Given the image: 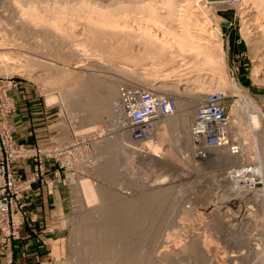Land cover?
Returning a JSON list of instances; mask_svg holds the SVG:
<instances>
[{
    "label": "rangeland",
    "instance_id": "rangeland-1",
    "mask_svg": "<svg viewBox=\"0 0 264 264\" xmlns=\"http://www.w3.org/2000/svg\"><path fill=\"white\" fill-rule=\"evenodd\" d=\"M152 1L0 0V106H7L5 113L0 112V138L10 132L15 150L28 153V157L12 163L16 180L27 187L18 195L20 214L15 235L8 244H3L0 236L6 264H16L14 242L32 218L24 199L26 193L38 181L49 186L47 164L57 166L62 174V225L59 230L57 222L51 223L49 230H56L59 246L54 255L39 264H84L81 257L87 248L76 233L81 219L93 217L96 221L101 208L128 201L139 202L134 206L148 210L140 215L144 217L140 228L128 236L136 264L137 258L142 259L140 254L146 260L151 259L149 256L157 259L154 264H264V43L257 38L264 29V8L262 11L253 0L248 7L234 1L212 5L205 0H178L175 7L182 13L178 19L185 21L203 44L191 52L190 45L180 46L183 33L179 23L163 24L150 16L147 6ZM161 1L157 2L159 11H166ZM28 11L32 16L26 14ZM211 17L221 19L219 37L215 36ZM39 30L43 31L37 34ZM212 42L221 44L223 53L210 62L206 49L213 46ZM70 51L75 53L72 60L65 57ZM74 63L81 64L80 69H75ZM77 71L79 74H73ZM142 78L149 91L174 100L170 94L182 95L190 102L195 90L202 91L203 96L214 91L224 93L223 106L230 126L228 150L223 152L233 155L237 162L211 164L208 160L217 156L216 149L200 156L203 151H198L201 148L193 141L192 160H188L176 143L179 132L162 124L164 116L157 117L149 136L136 138L125 114L120 113L119 98L106 108L74 109L69 104L72 100L86 102L89 94L80 92L84 82L94 81L98 88L92 86L90 94L106 95L103 84L110 82L119 95L127 88L148 91L135 85V79ZM164 82L172 84L165 94L158 90ZM19 88L28 100L27 107L33 110L32 117L41 125L50 123L52 132L42 144L28 145L16 139L12 116L17 104L12 93ZM247 99L250 107L241 110ZM188 102L185 107H189ZM202 103L189 113L188 125ZM240 111L245 123L242 132H237L232 122ZM105 112L111 115H101ZM248 112L262 119L257 124L254 118L256 130H251ZM25 162L34 167L27 178L18 172L19 164ZM85 181L90 185V201L79 187ZM98 189L112 196L108 202L95 194ZM187 246L195 250L192 247L189 253ZM182 255L185 262L178 260Z\"/></svg>",
    "mask_w": 264,
    "mask_h": 264
},
{
    "label": "bare ground",
    "instance_id": "bare-ground-1",
    "mask_svg": "<svg viewBox=\"0 0 264 264\" xmlns=\"http://www.w3.org/2000/svg\"><path fill=\"white\" fill-rule=\"evenodd\" d=\"M152 1V0H151ZM161 1V0H160ZM178 0H162L161 1V3H163V5H164V9H166V11H159V6L157 5V4H159V3H157L158 2V0L155 2L154 1V3H153V1L151 2V4L149 5V6H147L148 8H149V11L151 12V15L150 16H153V18L155 19V20H157L158 22H161V23H163L164 24V22H170V23H179L178 24V26H180L179 28H182V29H179L180 31H181V33H183V35H181L182 36V41H181V39L179 38V43H182V44H180V46L181 45H190L191 46V48H189L188 47V49H190V51L192 52V50H194V49H199V48H201V44L202 43H200V42H198V40L197 39H195L196 38V36H194V34L192 33V30L190 29V27H188L187 25H184L185 23V21H180V19H178V18H180V17H182L181 16V14L180 13H178V9H176L177 7H175V3L177 2ZM190 1V0H189ZM188 1V2H189ZM194 1V0H193ZM178 2H180V1H178ZM234 2H240V4H244V5H246L247 7H248V3L250 4V2H252V0H236V1H234ZM253 2L255 3L256 2V4L258 3L259 5H261V6H259V7H262L261 8V10L264 8V0H253ZM253 2H252V4H253ZM192 3V2H191ZM204 3H207V4H212V5H214V4H221V3H225V2H209L208 0H205L204 1ZM227 3V2H226ZM233 3V2H232ZM179 5V4H178ZM194 5V4H193ZM193 5H192V7H193ZM190 6V5H189ZM257 6V5H256ZM256 6H255V8H256ZM146 7V6H145ZM181 7V6H180ZM252 7V6H251ZM259 7H257V8H259ZM147 8V9H148ZM161 8V7H160ZM146 9V10H147ZM162 9V8H161ZM181 9V8H180ZM252 9V8H251ZM257 10V9H256ZM259 10V9H258ZM260 11V10H259ZM263 11V10H262ZM254 12V11H253ZM257 12V11H256ZM255 12V13H256ZM27 15H29V17H30V12L28 11L27 13H26ZM34 14V13H33ZM150 14V13H149ZM258 14H261V11H260V13H258ZM187 15V14H186ZM185 15V16H186ZM32 16V15H31ZM191 17V16H190ZM27 20H29V19H27ZM211 22H212V24L214 25V29H216L215 31H216V35L215 36H218L219 37V35L221 34V30L219 29L220 28V24H221V19H220V17H218L217 19L216 18H214V17H211L210 19H209ZM34 21V20H33ZM40 21V20H39ZM188 22V21H187ZM31 23V22H30ZM174 26V25H173ZM171 27V26H170ZM264 27V26H263ZM34 28V27H33ZM36 30V29H35ZM35 30H32V31H35ZM45 30V29H44ZM47 30V29H46ZM101 30V29H100ZM178 30V31H179ZM40 31L41 30H39V32L37 33V34H40ZM43 31V30H42ZM42 31H41V33H42ZM27 32V31H26ZM25 32V33H26ZM92 32V31H91ZM105 32V31H104ZM214 32V31H213ZM22 33H24V32H22ZM21 33V34H22ZM28 33V32H27ZM26 33V34H27ZM30 33V32H29ZM32 33V32H31ZM44 33H46V32H44ZM48 33V32H47ZM215 33V32H214ZM25 34V35H26ZM36 34V33H35ZM258 34L259 35H257V38H259L260 39V42L259 43H264V29H260V31L258 32ZM22 35H24V34H22ZM32 35H34V33L32 34ZM42 35V34H41ZM196 35V34H195ZM244 35H245V33H244ZM43 36V35H42ZM44 36H45V34H44ZM43 36V37H44ZM176 36V35H175ZM40 37V36H39ZM184 37V38H183ZM218 37H217V39H218ZM58 38V37H57ZM64 39V38H63ZM102 39V38H101ZM177 39H178V37H177ZM208 39V38H207ZM95 40H96V38H95ZM261 40L263 41V42H261ZM99 41H101V40H99ZM99 41H95V43L96 42H98L97 43V45L98 44H100L99 43ZM178 41V40H177ZM209 41V40H208ZM218 41V40H217ZM48 42V41H47ZM56 42H58V41H56ZM66 42L64 41L63 42V44H65ZM46 44V43H45ZM101 44H102V41H101ZM204 44H206V43H204ZM208 44V43H207ZM206 44V45H207ZM211 44H213V42L211 43ZM1 45V44H0ZM50 45H51V43H50ZM60 45V44H59ZM203 45V44H202ZM205 45V46H206ZM210 45V44H209ZM262 45V44H261ZM40 46H42V45H40ZM55 46V45H54ZM53 46V47H54ZM205 46H204V49H206L205 48ZM211 46V45H210ZM264 46V45H263ZM37 47V46H36ZM49 47V46H48ZM51 47V46H50ZM1 48V47H0ZM40 48V47H39ZM52 48V47H51ZM62 48V47H61ZM110 48V47H109ZM179 48H181V47H179ZM186 48V47H185ZM202 48H203V46H202ZM208 48H210L209 50L208 49H206L207 50V52H208V55L206 54V53H204V49L202 50L203 52L202 53H204V54H206V56L208 57V59L210 60V62H212L211 60L213 59V60H215V59H218L221 55H222V53H223V49H222V46H221V44H219L218 42L216 43V44H213V46H211V47H209L208 46ZM49 49V48H48ZM55 49H57V48H55ZM60 49V48H59ZM163 49V48H162ZM198 49L196 50V51H198ZM264 49V48H263ZM42 50H43V48H42ZM53 50V49H52ZM58 50V49H57ZM180 50V49H179ZM182 50V49H181ZM201 50V49H200ZM205 50V51H206ZM50 51V50H49ZM56 51V50H55ZM189 50H188V52H190ZM59 50H58V53H57V51H56V53L57 54H59ZM171 53V52H170ZM200 53V52H199ZM13 54V53H12ZM197 54V53H196ZM201 54V53H200ZM203 54V55H204ZM259 54V53H258ZM73 56H75V53L73 52V51H70L65 57H67V58H70L71 59V57H73ZM261 60L262 61H264V53L263 54H261ZM14 57V56H13ZM206 57V58H207ZM59 58H61V57H59ZM66 58V59H67ZM205 58V59H206ZM66 59H64V60H66ZM72 60V59H71ZM203 60V59H202ZM262 61H261V63H262ZM53 62H55V61H53ZM71 63V62H70ZM29 64V63H28ZM46 64H48V63H46ZM74 65H75V69H80V67H81V64H79V63H74ZM68 66V65H67ZM22 67V66H21ZM70 67V66H69ZM134 67H135V65H134ZM141 67V66H140ZM137 67H135V69H136ZM42 69V68H41ZM69 69H71V68H69ZM148 69V68H147ZM35 70V69H34ZM63 70V69H62ZM67 70H68V68H67ZM94 70V69H93ZM24 71V70H23ZM28 71V70H27ZM27 71H25V72H27ZM45 71V70H44ZM59 71V70H58ZM75 71V70H74ZM54 72V71H53ZM65 72H66V70H65ZM82 72V71H81ZM132 72V71H131ZM135 72H137V71H135ZM144 72V71H143ZM147 72V71H146ZM60 73H62V71L60 72ZM64 73V72H63ZM73 74H75V75H77V74H79V72L77 71V72H73ZM141 74V73H140ZM149 74V73H148ZM209 74V73H208ZM57 75V74H56ZM69 75V74H68ZM86 75V74H85ZM145 75V74H144ZM59 76V75H58ZM137 76V75H136ZM136 78V77H135ZM138 78H141V77H138ZM71 79V78H70ZM139 80H141V79H139ZM139 80L137 79V82H136V79H135V85L136 86H138V87H142V88H145V89H148V91H149V87H147L145 84H142V83H144L143 82V80L145 81V79H143L142 78V80L139 82ZM91 81V80H90ZM94 82V81H93ZM93 82L91 81V82H84V84H82V85H80V87H81V89H80V92H86V93H88L89 95H87L88 96V99L86 100V102L83 104H81L79 101L77 102V101H75V100H72L69 104L70 105H72L71 107H74V109L75 108H80V107H93V106H96L97 107V105L98 106H102L103 108L105 107H111V105H114V104H112V103H115V101L117 100V98H119V100L121 101L122 100V97H121V94H119L120 95V97H119V95H117V89H116V86H113V84H111L110 82H106V83H104L103 84V86H105V88H107L106 89V91H107V93H106V95H97V94H95V95H97V97L95 96V95H93V94H90L91 92L90 91H92L91 90V87L93 86L95 89H96V86L95 85H93ZM78 83V82H77ZM101 83V82H100ZM99 84V83H98ZM97 84V86H99ZM219 84V83H218ZM102 85V84H101ZM145 85V86H144ZM171 85L172 84H170L169 85V83H161V85L160 86H158V90L160 89L161 91H162V93H166L165 92V90H166V87L167 86H170L171 87ZM174 85V84H173ZM78 86V85H77ZM176 86H178L177 84H176ZM75 87V86H74ZM101 87V86H100ZM172 87H175V85L174 86H172ZM104 88V89H105ZM142 88H140L141 90H143ZM153 88V87H152ZM176 88V87H175ZM138 89V88H137ZM151 89V88H150ZM182 89V88H181ZM181 89H179L181 92H182V90ZM96 90H98V88L96 89ZM152 90V89H151ZM174 90V89H173ZM176 90H177V88H176ZM194 90V89H193ZM78 91V90H77ZM95 91V90H94ZM186 91V90H185ZM189 91V90H188ZM151 92H154V90L153 91H151ZM172 92V91H171ZM177 92V91H176ZM193 92V91H192ZM94 93V92H93ZM98 93V92H97ZM120 93V92H119ZM156 93V92H155ZM183 93H184V90H183ZM195 94H194V97H193V99L190 101V102H188L187 101V99H185V97H182V95L180 96L179 94L178 95H176V94H170V95H173L174 96V98H175V100L174 101H176V105H177V112H176V114L175 115H169V116H164L165 118H164V120L162 121V124H164V126L166 127V128H168L169 130H171V131H178L179 132V136H178V138H177V141H176V143H177V146L179 147V148H181L182 150H184L185 152H183V153H185V155L186 156H188V160H192L191 159V154H192V151H193V148H192V137H191V127H192V123H193V121H194V118L192 119V121L190 122V125H188L189 124V119H188V116H189V113L192 111V109L193 108H195V106L197 105V104H199L200 102H202V100L204 101V99H203V97L205 98V96H203V94H202V91H197L196 92V90H195V92H194ZM76 94H78L79 95V93H76ZM81 95H82V93H81ZM192 95H193V93H192ZM87 96H86V94L84 95V97H86L87 98ZM75 97H78V96H75ZM82 97V96H81ZM83 97V98H84ZM85 98V99H86ZM242 98V97H241ZM78 99H80L79 97L78 98H76V100H78ZM81 101H83V99L81 100ZM185 101H187L188 102V106L189 107H185V105H187V102H185ZM243 101H245V98L243 99ZM243 101H242V103H243ZM247 101H248V99H247ZM249 102V101H248ZM247 102V104L245 105V107L243 106L242 108H241V110H244V109H247V108H249L250 107V102L248 103ZM116 103H117V101H116ZM186 103V104H185ZM189 103H190V105H189ZM101 107V108H102ZM240 107V106H239ZM252 107V106H251ZM197 108V107H196ZM81 109V108H80ZM84 109V108H83ZM91 110V109H90ZM102 110V109H101ZM250 110V109H249ZM103 111V110H102ZM120 111V110H119ZM117 112V111H116ZM251 112V111H250ZM108 113V112H107ZM107 113L105 112L104 114H101V115H104V117H106L107 116ZM120 113H121V115H124V111H123V107H122V101H121V111H120ZM252 113V112H251ZM94 114V113H93ZM117 114H119V113H117ZM250 113L248 112V115H249ZM97 115H99V114H97ZM109 115H111L110 113H108V117H109ZM115 115V114H114ZM120 115V114H119ZM120 115V116H121ZM243 114H242V111H240V112H238L237 113V115L235 116V119L233 120V122H232V127H233V129H235L237 132L238 131H240V132H242V130H243V124H242V118H243V116H242ZM90 116V115H89ZM250 116V115H249ZM254 116V115H253ZM256 117H252V116H250L249 118H248V120H249V123H250V127H251V130H256L255 129V126H254V118H256V123L257 124H260L261 123V120H260V118H259V116L258 115H255ZM107 117V118H108ZM92 117H90V119H91ZM121 118V117H120ZM245 118V117H244ZM94 119V118H93ZM92 119V120H93ZM122 119H124V117H122L121 118V120ZM87 120V119H86ZM125 120V119H124ZM123 121V120H122ZM246 121V120H245ZM107 122V121H106ZM114 122V121H113ZM243 123H245V122H243ZM123 128V127H122ZM159 128V127H158ZM245 128V127H244ZM245 131V130H244ZM178 135V134H177ZM176 135V136H177ZM118 139V138H117ZM255 139V138H254ZM156 140V139H155ZM256 140V139H255ZM110 141V140H109ZM113 144H121V141L119 142V143H114V141H113ZM107 147H109V142H108V144H107ZM178 148V149H179ZM228 148V146H225V147H222V148H212L211 146H206V149H203V153L202 154H204V150H205V152H206V150L209 152V149H211V150H213V149H216V150H213L214 152L216 151L217 153H216V157H214V158H212V159H209L208 161H209V163H221V162H227V163H233L234 161H236V159L233 157V155L232 156H228L226 153H224L223 152V150H228L227 149ZM180 149V150H181ZM195 149V148H194ZM139 150H141V149H139ZM181 150V151H182ZM202 150V149H201ZM133 151V150H132ZM135 151V150H134ZM186 152H188V153H186ZM140 153H141V151H140ZM141 155H142V153H141ZM200 156H201V153H200ZM203 156V155H202ZM236 157V156H235ZM185 158V157H184ZM187 158V157H186ZM237 158V157H236ZM237 162V161H236ZM236 162H234V163H236ZM103 168V167H102ZM105 168H107V167H105ZM116 169V168H115ZM103 171H104V169H103ZM101 173V172H100ZM118 183V182H117ZM88 182L87 181H85V182H82V187L79 185V187H80V189L82 190V192L85 194V196H86V199L87 200H89L90 201V199L92 198L93 199V197H89V195H88V190H89V188H88V186L90 187V185H88ZM95 189V188H94ZM89 191H91V190H89ZM96 191H99V189L98 190H96ZM99 193V194H98ZM108 193V192H107ZM105 191H102V190H100L99 192H95V194H97L99 197H100V200H102L104 203L105 202H108L109 200V198H111L112 196L111 195H109V194H107ZM82 194V193H81ZM88 195V196H87ZM160 195V194H159ZM159 195H157V196H159ZM163 195V194H162ZM165 195V194H164ZM163 195V196H164ZM156 196V198H158ZM148 197V196H147ZM153 197V196H152ZM162 196H160V198H161ZM166 197V196H165ZM114 199V198H113ZM148 199H149V197H148ZM148 199H146V200H148ZM152 199V198H151ZM150 200V199H149ZM152 200H154V198L152 199ZM162 200V199H161ZM155 201V200H154ZM134 205H140V203L139 202H133V201H128V202H122V203H119V204H110V205H106L105 207H103V208H101L100 209V211H98L99 212V215H97L98 216V219L96 218L95 220L96 221H93V217H86V218H82L81 219V223L78 225V231L76 232L78 235H80V237H81V241L83 242V245L85 246V248L84 249H86L87 251H86V254L85 255H83L82 257H81V263H84V264H90L92 261H94V262H97V263H103V264H136V262L134 261V257L132 256V255H134V254H132V253H134V252H132L130 249H129V243H128V236H130L131 234H134L139 228H140V226L142 225V221L144 220V217L143 216H140L141 214H144V213H146L148 210H146V209H142V208H140L139 206H134ZM85 209V208H84ZM99 209V208H98ZM94 211V210H93ZM91 212H92V210H91ZM90 212V213H91ZM92 214V213H91ZM90 214V215H91ZM90 215H88V216H90ZM94 215V214H93ZM95 215H96V213H95ZM96 217V216H95ZM93 218V219H92ZM76 236V235H75ZM79 237V238H80ZM132 237V236H131ZM197 242V241H196ZM196 245V243H194V246ZM194 246H192L193 247V249L195 250V248H194ZM118 247H121V248H118ZM192 247H188L187 246V248H189V249H187V252L189 251V253H190V251H193L192 250ZM197 248V247H196ZM185 249V250H186ZM191 249V250H190ZM80 252V251H79ZM132 252V253H131ZM181 252V251H180ZM182 252H184V250L182 251ZM187 252H185L186 254H188ZM82 253V252H81ZM176 253V252H175ZM74 254V253H73ZM182 253H180V255H181ZM137 255H139V253L137 254ZM142 254H140V257H142V259L140 260L139 258H137L138 260H136L139 264H151V263H153L154 261H156L157 259H154V261H153V259H152V256H149V257H151V259H152V261H151V259H148V260H146V259H144V257L143 256H141ZM183 255H184V253H183ZM182 255V256H183ZM189 255V254H188ZM188 255H187V257H188ZM177 256V255H176ZM190 257H191V254L189 255ZM192 256H194V255H192ZM137 257H139V256H137ZM185 256H183V257H177L178 258V260L181 258H184ZM186 257V259H190V258H187ZM202 257V256H201ZM155 258V257H154ZM78 259V258H77ZM197 259V258H196ZM90 260V261H89ZM168 260V259H167ZM183 261H184V259H182ZM182 260H180L181 262H182ZM159 261V260H158ZM170 261V260H169ZM186 261V260H185ZM184 261V262H185ZM80 263V262H79ZM99 263V264H100ZM137 263V264H138ZM156 263H158V262H155V264ZM154 264V263H153ZM168 264H170V263H168ZM173 264V263H172Z\"/></svg>",
    "mask_w": 264,
    "mask_h": 264
},
{
    "label": "built area",
    "instance_id": "built-area-1",
    "mask_svg": "<svg viewBox=\"0 0 264 264\" xmlns=\"http://www.w3.org/2000/svg\"><path fill=\"white\" fill-rule=\"evenodd\" d=\"M6 88L5 92L7 93ZM122 107L131 127L132 135L136 138L149 136L154 121L158 116H169L176 112L174 99L158 96L151 91H133L130 88L121 91ZM224 93L220 91L209 92L203 103L197 108L191 128L193 144L203 151L206 146L222 148L228 146V129L230 120L225 112L223 103ZM7 111V106H0V112ZM0 123V128H1ZM5 147V149L3 148ZM203 153V152H202ZM204 155L206 152L204 150ZM24 150H15L14 143L7 132L0 138V236L3 244L11 242L19 227L17 201L23 187L15 178L13 162L22 157H28Z\"/></svg>",
    "mask_w": 264,
    "mask_h": 264
},
{
    "label": "crops",
    "instance_id": "crops-1",
    "mask_svg": "<svg viewBox=\"0 0 264 264\" xmlns=\"http://www.w3.org/2000/svg\"><path fill=\"white\" fill-rule=\"evenodd\" d=\"M12 98L17 104L12 116V123L16 130V139L24 144H42L43 139L49 137L52 132L50 123L39 124L32 117L33 110L29 109L28 100L23 96V90L17 89L12 93ZM47 140V139H46ZM19 174L30 177L34 172L31 162H25L18 166ZM49 186L41 181L35 182L25 195V202L31 214V219L21 228L19 238L14 242V259L16 264H39L47 256L55 254L59 246V239L55 237L56 230H49L53 221L57 222L60 230L62 225V174L57 166L47 164L45 170ZM52 196L50 195V192ZM56 228V227H55ZM2 246L0 244V264L4 262Z\"/></svg>",
    "mask_w": 264,
    "mask_h": 264
},
{
    "label": "water",
    "instance_id": "water-1",
    "mask_svg": "<svg viewBox=\"0 0 264 264\" xmlns=\"http://www.w3.org/2000/svg\"><path fill=\"white\" fill-rule=\"evenodd\" d=\"M209 2H233L236 0H208Z\"/></svg>",
    "mask_w": 264,
    "mask_h": 264
}]
</instances>
